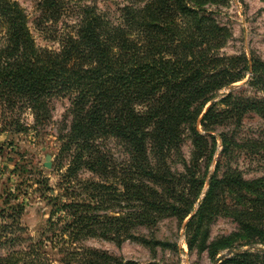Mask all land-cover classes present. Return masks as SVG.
<instances>
[{
  "label": "trees",
  "instance_id": "trees-1",
  "mask_svg": "<svg viewBox=\"0 0 264 264\" xmlns=\"http://www.w3.org/2000/svg\"><path fill=\"white\" fill-rule=\"evenodd\" d=\"M228 1L129 0L111 16L88 0H39L37 28L61 23L67 12L74 15L55 50L37 44L17 1L0 0V113L30 110L36 128L51 121L54 99L68 97L71 103L70 126L59 137V159L68 166L63 172L59 163L57 169L58 187L71 200L59 203L56 197L52 212L64 211L71 219L66 226L70 242L99 233L129 235L132 227L154 226L165 216L184 221L191 215L189 248L207 251L212 261L222 251L264 245V171L246 179L228 167L219 177L224 164L218 162L208 181L194 173L200 158L212 162L217 142L211 133L240 128L248 114L264 120V98L230 91L214 101L248 77L247 86L264 95V62L253 55L221 53L231 32L208 8ZM202 132L211 138V147ZM186 138L194 146L195 166L174 173L167 159ZM220 138L224 158L245 150L264 154V142L236 141L235 132ZM110 140L126 147L127 166L112 164L105 147ZM82 170L94 177L80 178ZM40 184L45 187V180ZM102 199L115 201L111 207L120 213L103 220L94 215ZM220 216L232 219L238 230L210 242V226ZM41 245L33 249L43 258L22 264H52ZM64 251L60 264H139L94 250ZM21 259L3 257L0 264H20ZM263 261L264 253L246 251L223 263Z\"/></svg>",
  "mask_w": 264,
  "mask_h": 264
},
{
  "label": "rangeland",
  "instance_id": "rangeland-1",
  "mask_svg": "<svg viewBox=\"0 0 264 264\" xmlns=\"http://www.w3.org/2000/svg\"><path fill=\"white\" fill-rule=\"evenodd\" d=\"M14 1L25 9L37 44L40 47L58 49L60 35L63 29H66L65 24H70L74 15L67 12L62 17L61 23L47 22L44 28H37L36 20L40 18L37 6L39 0ZM93 2L103 12L115 16L119 8L127 4L129 0H88V3ZM208 10L213 11L217 22L231 32L232 37L221 50L222 54L226 56L253 55L264 62V2L262 0H229L225 6H209ZM249 78L236 84L239 86L232 91L235 94H244L248 98H264L263 94L256 93L247 86L246 81ZM229 92L224 89L214 101L219 103ZM70 106L68 97L54 99L51 121L45 126L36 128H34V118L30 110L16 111L14 115L0 113V237L2 238L0 258L12 255L23 258L20 264L24 261L36 260L38 257L43 258L33 249L37 243L41 242V250L47 252L44 257L52 264H60L61 258L66 256V252L62 250L69 248L77 250L81 248L83 251L94 250L106 253L112 258L139 264H213L214 261L207 251L200 253L197 249L189 248L186 225L191 215L184 221L177 216H165L154 226L147 224L132 227L129 235L127 233L118 235L115 232L99 233L69 241L71 238L68 236L66 226L71 219L64 211L52 212L55 211L56 197L59 203L71 200L66 197L65 191L58 187L60 175L57 171L59 163H63L60 168L63 172L68 166V161L60 162L59 159L61 149L59 137L70 126L71 117L68 115ZM199 130H202L201 127ZM229 130L230 126L221 127L215 133H211L217 142L212 162L202 157L199 165L195 166L194 146L190 139L186 138L179 151L167 159V165L174 173L181 174L187 173L195 166L196 178L206 181L214 173L218 162L224 164V167L218 170L219 177H222L228 167L238 169L246 179L260 177L264 171V154H251L250 151L245 150L232 158L230 156L224 158L220 134L235 132L236 141L242 143L264 142V120L256 114H248L244 117L240 128ZM202 135L211 147V138L205 132H202ZM105 147L110 154L112 164L128 165L130 155L123 143L110 140L105 142ZM79 175L82 179L94 177L87 170H82ZM42 180H45V187L40 184ZM48 188L52 190L49 191ZM203 189L200 199L204 198L208 189L207 182ZM113 193L115 194V191ZM114 202L102 199L97 204L99 209L93 214L101 220L105 216L118 215L121 209L117 206L112 208L111 205ZM118 206H120L119 203ZM60 220L63 222L61 223ZM2 228L8 229L3 232ZM237 230V225L232 219L217 217L210 226L209 241L229 236ZM153 238L157 242L170 246H154ZM254 246L264 247L260 244ZM224 252L222 251L219 256ZM250 252L262 254L257 251ZM233 257L224 258L219 264H228L223 261ZM258 264H264V261Z\"/></svg>",
  "mask_w": 264,
  "mask_h": 264
},
{
  "label": "water",
  "instance_id": "water-1",
  "mask_svg": "<svg viewBox=\"0 0 264 264\" xmlns=\"http://www.w3.org/2000/svg\"><path fill=\"white\" fill-rule=\"evenodd\" d=\"M247 82H248V80L246 81V83ZM238 86L239 85L234 84V85L230 86L227 90L232 91L235 88H237ZM246 251H257V252L264 253V247H262V246H259V247L250 246V247H247V248L229 249V250L225 251L221 256L216 258L214 260L213 264H219L224 258H228V257H231V256H237V255H240V254H242V253H244Z\"/></svg>",
  "mask_w": 264,
  "mask_h": 264
}]
</instances>
